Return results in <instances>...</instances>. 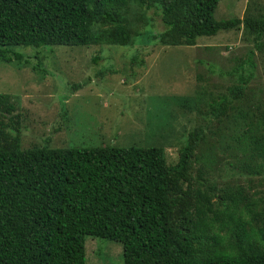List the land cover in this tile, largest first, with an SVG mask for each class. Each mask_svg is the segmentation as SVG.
<instances>
[{
	"label": "trees",
	"instance_id": "1",
	"mask_svg": "<svg viewBox=\"0 0 264 264\" xmlns=\"http://www.w3.org/2000/svg\"><path fill=\"white\" fill-rule=\"evenodd\" d=\"M130 2L161 6L162 40L192 45L241 24L255 40L264 33V18L216 20L220 0H0V62L23 64L16 48L126 47L120 11ZM95 22L111 34L93 35ZM251 78L239 74L228 96L207 104L210 122H228ZM15 110L0 93V264H86L87 238L120 247L111 264H264V196L237 181L218 184L211 160L196 153L212 123L189 133L169 164L152 144L24 148ZM249 113L232 116L223 152L244 157L243 173L264 175V108Z\"/></svg>",
	"mask_w": 264,
	"mask_h": 264
},
{
	"label": "rangeland",
	"instance_id": "2",
	"mask_svg": "<svg viewBox=\"0 0 264 264\" xmlns=\"http://www.w3.org/2000/svg\"><path fill=\"white\" fill-rule=\"evenodd\" d=\"M160 8L130 2L120 11L129 35L126 47L16 48L23 64L0 62V93L10 95L20 114L22 147L152 144L163 148L166 161L174 164L188 134L210 122L207 104L228 96L240 84L239 74H252L243 96L232 101L229 123L211 121L212 133L196 153L211 160L218 184L237 181L264 196V175L243 173L244 157L223 152L235 131L232 116L264 108V33L255 40V33L241 24L213 37H198L192 45L181 37L162 40ZM214 18H264V0H220ZM112 28L95 22L90 32L109 36ZM85 247L86 264H111L110 251L120 254L119 246L91 238Z\"/></svg>",
	"mask_w": 264,
	"mask_h": 264
}]
</instances>
